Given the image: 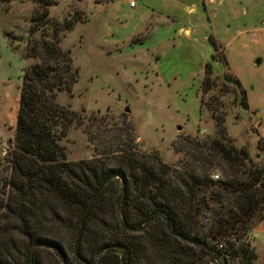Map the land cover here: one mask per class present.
<instances>
[{"label":"trees","instance_id":"obj_1","mask_svg":"<svg viewBox=\"0 0 264 264\" xmlns=\"http://www.w3.org/2000/svg\"><path fill=\"white\" fill-rule=\"evenodd\" d=\"M33 2L14 142L0 162V264L255 259L249 238L264 221V140L251 158L214 112V135L185 138L175 147L183 158L170 166L127 148L120 134L108 142L91 124L83 132L89 144L99 140L98 151L69 160L64 143L84 116L58 98L78 82L62 44L78 17L58 21L55 0Z\"/></svg>","mask_w":264,"mask_h":264},{"label":"rangeland","instance_id":"obj_2","mask_svg":"<svg viewBox=\"0 0 264 264\" xmlns=\"http://www.w3.org/2000/svg\"><path fill=\"white\" fill-rule=\"evenodd\" d=\"M33 1L0 0V162L14 142ZM55 1L56 20L78 17L62 41L78 82L58 98L84 116L64 143L69 160L96 154L99 140L89 144L83 132L94 124L108 142L120 134L127 148L177 165L185 138L214 135V112L255 159L264 140V0ZM188 27L190 36L179 33ZM249 243L255 259L228 264H264V221Z\"/></svg>","mask_w":264,"mask_h":264},{"label":"crops","instance_id":"obj_3","mask_svg":"<svg viewBox=\"0 0 264 264\" xmlns=\"http://www.w3.org/2000/svg\"><path fill=\"white\" fill-rule=\"evenodd\" d=\"M186 10H188V9H186ZM192 11V9H189L188 10V12H191ZM183 31V33L185 34V35H187V36H190V34H191V29L188 27V28H186V29H180V31H179V33H181Z\"/></svg>","mask_w":264,"mask_h":264},{"label":"built area","instance_id":"obj_4","mask_svg":"<svg viewBox=\"0 0 264 264\" xmlns=\"http://www.w3.org/2000/svg\"><path fill=\"white\" fill-rule=\"evenodd\" d=\"M136 6V3L134 0L130 1V7H135ZM214 179H218V176L217 175H214L213 176Z\"/></svg>","mask_w":264,"mask_h":264},{"label":"water","instance_id":"obj_5","mask_svg":"<svg viewBox=\"0 0 264 264\" xmlns=\"http://www.w3.org/2000/svg\"><path fill=\"white\" fill-rule=\"evenodd\" d=\"M126 112H128V109H126ZM10 142H8V144H9Z\"/></svg>","mask_w":264,"mask_h":264}]
</instances>
